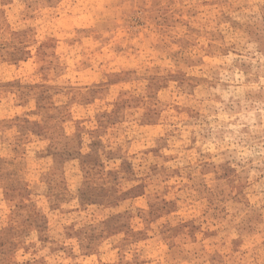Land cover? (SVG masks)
<instances>
[{"label": "rangeland", "instance_id": "rangeland-1", "mask_svg": "<svg viewBox=\"0 0 264 264\" xmlns=\"http://www.w3.org/2000/svg\"><path fill=\"white\" fill-rule=\"evenodd\" d=\"M0 264H264V0H0Z\"/></svg>", "mask_w": 264, "mask_h": 264}]
</instances>
